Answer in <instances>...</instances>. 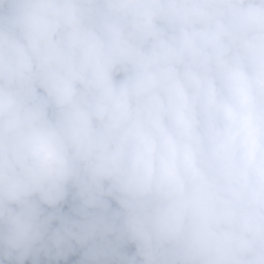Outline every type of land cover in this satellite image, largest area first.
<instances>
[{
	"label": "clouds",
	"instance_id": "1",
	"mask_svg": "<svg viewBox=\"0 0 264 264\" xmlns=\"http://www.w3.org/2000/svg\"><path fill=\"white\" fill-rule=\"evenodd\" d=\"M0 264H264V0H0Z\"/></svg>",
	"mask_w": 264,
	"mask_h": 264
},
{
	"label": "trees",
	"instance_id": "2",
	"mask_svg": "<svg viewBox=\"0 0 264 264\" xmlns=\"http://www.w3.org/2000/svg\"><path fill=\"white\" fill-rule=\"evenodd\" d=\"M73 259H75V258H73Z\"/></svg>",
	"mask_w": 264,
	"mask_h": 264
}]
</instances>
